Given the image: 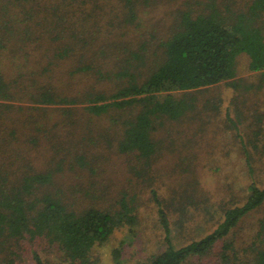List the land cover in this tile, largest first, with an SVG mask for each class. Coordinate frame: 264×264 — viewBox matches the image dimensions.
Segmentation results:
<instances>
[{
    "label": "trees",
    "instance_id": "1",
    "mask_svg": "<svg viewBox=\"0 0 264 264\" xmlns=\"http://www.w3.org/2000/svg\"><path fill=\"white\" fill-rule=\"evenodd\" d=\"M158 40L163 55L151 63ZM242 56L257 84L236 80ZM222 83L238 93L235 117L220 97L199 106L198 94ZM263 91L264 0H0V264H48L47 248L65 264H95L96 246L134 231L139 197L124 190L104 208L91 189L64 180L93 174L104 159L123 164L131 183L145 180L163 150L179 152L182 127L203 129L222 114L251 179L243 202L218 210L179 186V213L192 205L222 213L213 230L179 246L173 201L150 184L163 249L138 264H264V214L247 223L264 207V186L255 141L237 121Z\"/></svg>",
    "mask_w": 264,
    "mask_h": 264
},
{
    "label": "rangeland",
    "instance_id": "2",
    "mask_svg": "<svg viewBox=\"0 0 264 264\" xmlns=\"http://www.w3.org/2000/svg\"><path fill=\"white\" fill-rule=\"evenodd\" d=\"M160 34L158 32L159 38ZM159 40L149 46L148 53L151 63L163 55L162 50H159L157 46ZM238 70L236 80H243L249 84H257L259 81V76L249 71V60L246 56L239 58ZM237 94L232 87L222 83L201 91L198 94L199 106L202 108L208 100L220 97L224 101L223 108L233 107V99ZM255 103L254 109L241 107L244 115L241 120L237 119V121H239L242 134L250 136L255 141L249 145V149L255 155L254 164L258 180L264 186V91L259 101ZM235 114L234 106L233 117ZM224 120L225 116L222 114V116H214L213 119L205 118L206 123L211 122V124H204L203 129L201 123L195 121L191 125L182 127V132L185 134L178 135L179 140L181 139L179 152L169 154L163 150L161 157L155 161L153 172L144 178L145 180L134 179L131 183L132 181L127 179L126 168L123 164L110 163L105 159L101 162L95 161L93 174L79 170L78 175L71 174L70 178L64 180L69 184L73 183V188L91 189L96 197L93 203L96 202L104 208L112 206L111 203L117 196H121L124 190L130 189L131 194L139 197V223L133 229L134 231H131L130 227L121 228L109 242L96 246L93 253L95 264H138L161 252L163 236L151 200L150 184L158 189L163 199L170 203L173 201V213H170V216L173 222V233L176 235V244L179 246L209 233L216 227L222 215V213H197L193 205L189 207L187 213H179L182 204L180 192H176L179 186L189 183L191 189L189 195L193 196L197 202L201 204L204 202L205 206L208 205L214 209L219 210L224 205L243 202L251 179L247 173V165L240 144ZM260 149L261 154H258ZM196 152L199 153V157L193 160L189 155ZM181 154H185L187 158L180 159ZM34 156H40L39 160L41 157L45 159L40 153H34ZM68 194L80 198L84 196L75 190L73 193L69 190ZM254 213L247 220L249 225L256 223L263 216L264 207ZM182 223H185V226L183 234L179 235ZM116 250L121 252L120 263H117L115 259ZM42 255L48 264H65L61 254L53 248L43 250Z\"/></svg>",
    "mask_w": 264,
    "mask_h": 264
}]
</instances>
